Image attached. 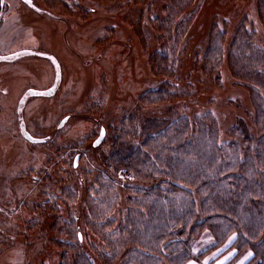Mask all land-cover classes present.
Here are the masks:
<instances>
[{
	"label": "rangeland",
	"instance_id": "374dc122",
	"mask_svg": "<svg viewBox=\"0 0 264 264\" xmlns=\"http://www.w3.org/2000/svg\"><path fill=\"white\" fill-rule=\"evenodd\" d=\"M50 1L51 12H23V16L35 39L62 66L59 88L49 98L29 97L24 112L28 131L44 141L31 143L14 128L0 131V264H58L63 249L51 240L74 241L78 236L85 253L100 264L85 244L84 225L87 218L95 219L93 213H84L86 206L106 210L108 219L115 198L126 206L130 195L166 187L157 172L141 176L126 168L113 169L109 158L116 148L127 147L122 150L127 153L145 139L156 138L157 149H165L168 142L161 130L181 118L192 122L203 114L214 118L219 143L238 142L240 153L254 147L258 138L250 100L254 84L237 81L224 64L218 86L202 68L212 38L209 29L215 33L226 28L224 47L245 19L257 32L255 44L263 46L264 21L258 17L257 0H192L182 13L191 22L179 43L169 47L175 50L173 72L162 69V60L158 74L150 68V56L162 44L149 17L166 16L159 4L147 8L144 2L130 0ZM13 28L0 36V43L16 38ZM34 62L35 72L42 68L41 77L46 66ZM18 75L28 78L26 71ZM150 88L165 89L167 94L141 103L140 95ZM100 128L104 137L93 146ZM184 133V138L172 141L181 149L177 151L181 158L191 135ZM117 137L122 139L119 145ZM150 147L144 146L148 151ZM113 181L109 191L106 186ZM96 198L113 201L106 204ZM213 242L208 231L192 237L194 256L186 264H244L247 254L230 261L234 250L225 251L227 245L198 256ZM68 259L73 262V257Z\"/></svg>",
	"mask_w": 264,
	"mask_h": 264
},
{
	"label": "trees",
	"instance_id": "16d2710c",
	"mask_svg": "<svg viewBox=\"0 0 264 264\" xmlns=\"http://www.w3.org/2000/svg\"><path fill=\"white\" fill-rule=\"evenodd\" d=\"M130 1L144 2L147 8L159 4L160 12H168L163 17H149L162 44L160 51L150 56V68L157 74L162 73L163 60L162 69L172 73L174 56L171 52L175 50L169 47L177 45L185 33L189 19L182 13L192 0ZM256 7L259 19L264 21V0H257ZM248 25L245 19L239 23L224 47L226 28L224 32L215 33L209 29L207 35L212 38L202 68L206 77L213 78L218 86L225 64L237 81L256 87L250 94L255 109L253 128L258 135L254 147L240 153L238 142L219 143L214 118L203 114L192 122L181 118L179 123L176 121L172 127L161 130L159 133L168 142L165 149H157L156 138L145 139L127 153L122 151L127 147L116 148L109 158L113 169L126 168L141 176L157 172L156 175L164 178L166 187L154 186L149 194L135 192L127 197L126 206L121 205V198H115L108 207L114 210L108 219H104L106 210L86 206L84 213H93L95 219L87 218L89 221L84 227L88 239L83 240L100 264H186L194 256L192 237L207 231L214 242L198 256L227 245L225 251L234 250L230 261L247 254L244 264H264V43L263 46L255 44L257 32ZM166 94L165 89L150 88L140 95L139 101L152 103L154 98ZM184 132L191 135L181 158L177 154L181 149H176L172 141L184 138ZM232 135L235 137L234 131ZM117 140L118 145L122 143L120 137ZM144 146L150 147L151 152ZM240 154L244 156L241 158ZM114 183L106 186L109 191L113 190ZM149 195L157 199L148 200ZM96 199L106 204L113 201L112 198ZM148 201L156 205H151L152 208ZM33 222L37 226V222ZM57 239L51 241L63 249L58 264H94L82 249L79 236L74 241Z\"/></svg>",
	"mask_w": 264,
	"mask_h": 264
},
{
	"label": "flooded vegetation",
	"instance_id": "af4514ba",
	"mask_svg": "<svg viewBox=\"0 0 264 264\" xmlns=\"http://www.w3.org/2000/svg\"><path fill=\"white\" fill-rule=\"evenodd\" d=\"M52 6L53 2L50 0H42L41 3L36 0H28V2L0 0V36L2 37L4 32H9L12 27H14L12 31L16 34V38L10 39L12 41L0 43V131L2 134L14 128L25 138V132L30 133L24 115L29 97L49 98L59 88L62 66L59 67L55 56L43 47L42 42L35 39L34 32L30 31L31 27L25 23L23 16V12H51ZM15 28L18 29L17 32ZM35 60L46 66L45 73L41 77L38 73L42 68L38 67L35 72L33 67ZM20 70L22 73L26 71L28 78H19ZM54 83L56 87L52 90ZM9 133L12 135V131ZM75 157L77 158L76 155Z\"/></svg>",
	"mask_w": 264,
	"mask_h": 264
},
{
	"label": "water",
	"instance_id": "95a60500",
	"mask_svg": "<svg viewBox=\"0 0 264 264\" xmlns=\"http://www.w3.org/2000/svg\"><path fill=\"white\" fill-rule=\"evenodd\" d=\"M55 87H56V83H54V85L51 87V89L54 90ZM64 121H65V118H63V119L59 122V124L57 125V127H60V126L64 123ZM24 137H25L29 142H31V143H38V142H41V141L44 140L43 137H35V136L31 135V134L28 133V132H25ZM103 137H104V129L102 128V129L100 130L98 136L93 140L92 145H93V146L98 145V144L101 142V140L103 139ZM97 141H99V142L97 143ZM76 162H77V158L75 157V158H74V165H76Z\"/></svg>",
	"mask_w": 264,
	"mask_h": 264
},
{
	"label": "snow or ice",
	"instance_id": "6c2138e0",
	"mask_svg": "<svg viewBox=\"0 0 264 264\" xmlns=\"http://www.w3.org/2000/svg\"><path fill=\"white\" fill-rule=\"evenodd\" d=\"M26 2H28V0H26ZM43 94H45V95H47L48 93H43ZM99 141H97V143H98Z\"/></svg>",
	"mask_w": 264,
	"mask_h": 264
}]
</instances>
